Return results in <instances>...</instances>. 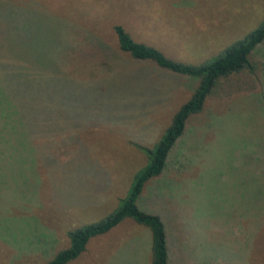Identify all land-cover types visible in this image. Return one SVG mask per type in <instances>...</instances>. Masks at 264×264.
<instances>
[{
	"label": "rangeland",
	"instance_id": "rangeland-1",
	"mask_svg": "<svg viewBox=\"0 0 264 264\" xmlns=\"http://www.w3.org/2000/svg\"><path fill=\"white\" fill-rule=\"evenodd\" d=\"M263 19L264 0H0V264H45L109 214L146 164L135 145L152 148L198 86L120 51L115 24L200 64ZM253 59L254 76L222 80L188 120L138 201L161 216L171 264L264 261V43ZM150 244L126 219L70 264H150Z\"/></svg>",
	"mask_w": 264,
	"mask_h": 264
},
{
	"label": "trees",
	"instance_id": "trees-1",
	"mask_svg": "<svg viewBox=\"0 0 264 264\" xmlns=\"http://www.w3.org/2000/svg\"><path fill=\"white\" fill-rule=\"evenodd\" d=\"M112 33L119 50L128 54L131 59L151 62L160 69L198 80L199 83L190 98L176 111L170 125L152 148L135 145L136 149L144 154L146 164L135 173L127 192L118 200L117 206L99 221L70 230L67 233L68 246L58 251L45 264H70L76 261L84 253L90 240L108 234L126 219L149 230L150 264H171L168 235L161 216L141 210L138 201L147 184L163 174L169 155L183 135L188 120L202 112L206 99L214 88L232 75L247 73L254 76L257 73L259 66L253 55L258 46L264 43V19L253 31L226 47L221 54L200 64L170 59L159 49L135 41L120 24L112 27ZM19 49L10 53L18 54ZM226 251L224 247L215 257L227 259ZM233 257L234 255L230 254V259ZM251 264H264L263 258L260 262L253 261Z\"/></svg>",
	"mask_w": 264,
	"mask_h": 264
}]
</instances>
